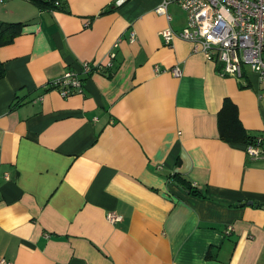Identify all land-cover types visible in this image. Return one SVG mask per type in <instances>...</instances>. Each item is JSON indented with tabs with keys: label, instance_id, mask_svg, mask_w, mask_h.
<instances>
[{
	"label": "crops",
	"instance_id": "1",
	"mask_svg": "<svg viewBox=\"0 0 264 264\" xmlns=\"http://www.w3.org/2000/svg\"><path fill=\"white\" fill-rule=\"evenodd\" d=\"M63 1L65 12L0 2V23L25 24L0 48V259L264 264V145L250 158L218 128L230 100L264 140V80L248 67L221 77L189 42L165 45L161 30L186 27L176 3L161 15L163 0ZM83 62L104 68L82 93L50 88Z\"/></svg>",
	"mask_w": 264,
	"mask_h": 264
},
{
	"label": "built area",
	"instance_id": "2",
	"mask_svg": "<svg viewBox=\"0 0 264 264\" xmlns=\"http://www.w3.org/2000/svg\"><path fill=\"white\" fill-rule=\"evenodd\" d=\"M170 3H176L185 12L187 23L181 31L171 28L161 30L159 36L165 45L169 46L175 39L189 42L192 52L219 65L218 74L221 77L240 80L243 68L248 67L264 80V0H163L156 13L165 14ZM129 39L133 40V33H130ZM113 58L114 54L110 53V59ZM110 66L111 62L107 67ZM103 68L99 63L83 62L80 71H65L51 82L50 88L57 89L62 98L82 93L84 77ZM173 71L179 75L176 68ZM260 141L262 137L257 138L255 145L246 146L248 157L261 156ZM4 177L7 178L6 174ZM106 220L113 224L121 221V217L108 213ZM0 264L11 263L1 258Z\"/></svg>",
	"mask_w": 264,
	"mask_h": 264
},
{
	"label": "trees",
	"instance_id": "3",
	"mask_svg": "<svg viewBox=\"0 0 264 264\" xmlns=\"http://www.w3.org/2000/svg\"><path fill=\"white\" fill-rule=\"evenodd\" d=\"M39 9H52L57 11H67L63 0H33ZM58 2V5H55ZM24 23H0V48L8 46L21 35ZM105 69L104 71H107ZM4 63L0 61V80L5 77ZM218 128L220 139L226 143H245L246 145H255L258 137L247 134L242 128L237 115L236 106L230 101H224L220 112L218 113ZM259 145H264V140ZM173 183L184 192L194 196L202 197L198 189L192 187L185 179L176 174L171 177Z\"/></svg>",
	"mask_w": 264,
	"mask_h": 264
},
{
	"label": "water",
	"instance_id": "4",
	"mask_svg": "<svg viewBox=\"0 0 264 264\" xmlns=\"http://www.w3.org/2000/svg\"><path fill=\"white\" fill-rule=\"evenodd\" d=\"M247 204H249V205H253V202H248Z\"/></svg>",
	"mask_w": 264,
	"mask_h": 264
}]
</instances>
